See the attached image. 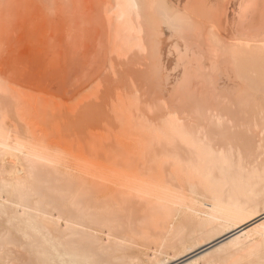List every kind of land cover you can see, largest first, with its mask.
<instances>
[{"label": "bare ground", "instance_id": "6f19581e", "mask_svg": "<svg viewBox=\"0 0 264 264\" xmlns=\"http://www.w3.org/2000/svg\"><path fill=\"white\" fill-rule=\"evenodd\" d=\"M78 1L0 0V75L3 67L30 78L50 68L53 40L85 36L82 20L93 11L105 21L90 37L101 43L106 35L107 44L101 50L104 42L93 39L90 47L97 42L104 60L119 51L137 63V84L123 91L142 120L130 108L122 112L134 142L125 145L108 136L103 105L92 116L103 133L66 160L59 151L67 141L28 130L17 100L0 94V264H174L203 248L177 264H264V0ZM64 6L71 17L60 12ZM36 24L50 30L43 28L42 47H27L21 61L24 46L5 43ZM110 35L119 36L116 44ZM5 48L11 53L4 58ZM18 73L12 82L2 74L6 88L22 84ZM43 98L37 93L32 101Z\"/></svg>", "mask_w": 264, "mask_h": 264}, {"label": "rangeland", "instance_id": "374dc122", "mask_svg": "<svg viewBox=\"0 0 264 264\" xmlns=\"http://www.w3.org/2000/svg\"><path fill=\"white\" fill-rule=\"evenodd\" d=\"M80 1H83V0H80ZM80 1H78V3ZM89 1H91V0H89ZM183 1L184 2L188 1L189 2L190 0H183ZM193 1L194 0H191L190 2H193ZM81 3H80V5H77V3H76V5L77 6H81L83 4V3L82 4ZM40 5H41V3H40ZM76 5L74 7L75 10L78 8V7L76 8ZM87 6L88 5H86L85 7H87ZM66 7L67 6H64L63 7V8H65V11L64 12H63V8H62V10L60 12L66 13V10H68V8L66 9ZM40 9H44V8H40ZM86 9L87 8H85V11H86V14H87L88 11ZM75 10L73 9L72 17H75L76 18V16H73L76 13ZM78 11H81V10L79 9V10H77V12ZM85 11H84V13H85ZM68 12L65 15L66 18L67 17H71V16H67L68 14L71 13L69 10H68ZM92 12L93 11H91V13L89 12L88 13L89 15L87 14L89 17L87 15H84L83 14V17L84 16L85 17L87 16L88 19L84 17L85 20L84 19L82 20V24H84L82 27L85 26L86 29L83 30L84 33H85V36H84V34L81 33L82 34L81 37L82 36L86 37V34H87V37L89 39H84V37H82L83 39L81 37H79L80 38L79 39L78 37H76V38H78V39H74L76 42L78 40H80V41L83 40V41H82L81 44H80V42H79V44L78 43L75 44L76 42L73 40V37H72V40L73 41L70 40L72 42H70L68 40L69 43H67V41H66V43H64L62 45L59 43V40L58 39L53 40L56 44L55 43H52V46H53L52 47V51L54 50L55 53L54 52L50 53L51 54L50 57L52 56V58H54L55 60H53V59H51L50 57L47 56V58H49V60H51V61L53 60V62H51V61L49 62L48 61V64L50 65V68H48L49 66H47V67L44 66V69H42V67H41V71L43 70L42 72L40 71V67H39V70H37V74H39L38 72L42 73V74H39L38 75L39 76V79H40V77H41V80L42 79L45 80V78H47L48 82H50V83L52 81H54V79L56 80V81H54V84L52 82V86L53 87L52 86H49V83H47V80L46 81H43L42 80V82H41V80H39V79H37V80L36 79H33L32 76H35V78L36 77L38 78V76H36L37 75L36 73H35V75L34 74L30 75L31 78L33 79L32 80L28 76L27 73L26 74L24 73V74H25V76H28L29 78L28 77H25V76H22V75H19L21 73H18L17 72L18 75H19L18 80L20 82H22V84H20L19 82L16 83V84H20V85L19 86H15V87L13 86L14 87L13 89L11 88L12 85H10L9 86L11 88L10 89V88H6L7 85H4V84H6V82H8V81L10 82V80H11L10 75H13L14 79L17 80L16 70H13V69H12L13 71L10 70V71H12V74H11V72H9V69L10 68H13V67H9V68L8 67H6V68L3 67L4 70L2 69L3 70L2 72H4V73L1 72V75H0L2 77L0 79V81L4 82L3 83L4 86H1L0 85V94L2 96H4L5 98H10V99L13 98L15 101L17 100L19 102V105H17V103H16L17 101L14 102V104H16L15 106L17 108V114L20 117H23L24 118V123H28L27 124V125H29V126H27V129L28 130H30V127L31 126L32 127L35 126L33 129L38 132L37 134L39 136H42L41 131L43 130V131H45V134L49 136L50 141L51 140L54 141V142H61L62 140H66L67 141V144L64 147L65 149L59 151L60 152V155L62 156V158L66 159V160H70V158L74 156V152L77 151V150H75L76 148H80V147H84L86 145H89V140H91V138H93L94 135H96V134L97 135H101L103 133L102 127H100V125H98V122L97 121H96L97 123H95V119L92 117L94 114H96L100 110H102V106L103 105H105L108 108V109L105 110V112H103V117L105 119V121H104L105 123L103 124V126L107 125V127L110 128L109 131H106L107 134H108V136L114 135L119 140H123L124 139L125 140V145H133L134 142L126 134L127 129H125V127L123 126L122 112L125 111V110H128L130 108L131 111L132 110L134 111V114H133V115H135L134 117L137 120L140 119L139 118L140 115L137 116L138 115L137 114V110H135L136 108L134 107V105L136 104V102L134 100H131L129 102V100H127V97H129V96L126 95L125 92L123 91L124 86H126L128 83H132L133 80H135L134 81V84H137V83H135L137 79H134L135 76H136V78H138L137 75H139V73L137 71L138 70V67H137V65H135L137 63L136 62H133L135 60H130V58H129L130 54H129V56L127 54H125V56H124V54H123V56L122 55L116 56L115 53H118L119 51L118 52H115L114 51L115 52L114 53V57L116 56V57H118V59H120V60L122 59V61H118V59H116V57L114 58L111 54H110L111 56L109 55V58L107 57L108 56L107 55L106 56L107 58L104 60L100 55H103V54H101V50L103 49L102 48L103 44H104V46L107 44V43L104 42L106 40V38H107L106 35H105L106 38H105L104 35H103L104 37H101L102 40L104 39V41H102L104 43L101 42L102 45L101 46H98V47L101 48V50H99L100 49L99 48L98 49V52H97V49H94L93 48V46L97 43V42L96 43H94V42L97 41V40H99V39L96 40V38H93V39H95V41L93 42L94 45L92 47H90V45H91L90 40L91 41L93 40L91 37H96V34L99 33L98 31L102 27V26L100 27V25H102V24H99V22L105 21L104 20L105 17L104 18L103 17L101 18L98 15L96 16V13L95 12H93V13ZM57 14H60V13L58 12ZM90 14H91L92 17H93L92 14H94L96 17L94 16L93 18H95V19H91L92 17L90 16ZM62 15H60V17H62ZM75 15H77V14H75ZM51 18L55 20V18H53V17H51ZM60 21H62V23H63V20H60ZM60 21L57 19V21H54V22H56L54 24H56V26H60L61 27V24L62 23L61 24H58V22H60ZM76 22H77V18H76ZM64 24H65L64 26H67V27H63L62 26V28L67 29L68 28L67 23H64ZM36 25L34 27L28 29V31L30 30L29 33L26 32L25 29H23L24 32L26 33L25 38L22 37V36H24V32L21 33L22 30H20L21 31L20 33H18L17 35H15V36H13L11 38V42H9V44L5 43L7 47H9V48L10 47H12V48L15 47V49H17L18 47L20 48L21 46H24V49L22 48V52H21V50L20 51H17L20 54V55L18 54L17 58L19 57V59H21V57H22V60L21 61H23V59L28 56L27 55L28 54L27 52H29V51L27 50V47H28L29 50L32 48L31 46H34V48L35 47L38 48L37 45L35 46V44H36V42L39 43L40 42L39 40H42L43 39V38L41 39V35L43 33L45 34V32H46V31L44 32L45 28L46 29L48 28L47 30H50L49 27H47L46 24L43 27H42L43 24H41V25L38 24L37 26H39V29H38V27ZM98 25H99L100 28L98 27ZM43 28H44V30H43ZM115 29H113V30H115ZM95 30L97 31L96 34H95V32H96ZM113 30H110L109 32L111 33V31L113 32ZM49 33H50V31H49ZM117 33H118V31L117 32L116 31L114 32V34L119 35ZM111 35L113 36V34H111ZM18 36L19 37L21 36V38L17 39ZM37 36H39V37H37ZM98 36H99V34H98ZM112 36H111V39L110 40L113 41L115 39L114 40V43H115V41L119 40V36L120 35L118 36V39H117V37L115 35H114L115 38H113ZM42 37H43V35H42ZM98 38H100V36ZM108 38H110V37L108 36ZM22 39H24L23 41H26L27 43L24 42V44H23ZM35 39L37 41H35ZM15 40L16 41H18V40L19 41H22L21 42L22 45H20V46L18 45V42L19 41L16 44L15 43ZM56 40H58V42ZM107 40H109V39H107ZM112 41H109L108 43L110 44V42H112ZM40 43H39V46H40ZM98 43H100V40H99ZM60 45H61V47H60ZM81 45H83L84 48ZM6 46H3V48L6 47ZM65 46H66V48H65ZM109 46L110 47L111 46L113 47L112 44H110ZM40 47H42V46H40ZM59 47H60V50H59ZM80 47H82V49ZM87 47L90 48V50L87 49L90 52H87V50H86ZM94 47H96V45ZM114 47H115L114 49H116V50H117V48H119V49L123 48L124 49V47H121V48L119 46H114ZM55 48L60 51V54H58L59 51H57ZM15 49H13V50L15 51ZM25 49L27 51L24 53L23 50H25ZM83 49H85V50H83ZM39 50H40V48H39ZM39 50H37V52ZM44 50H45V48H44ZM5 51H6V48H5ZM40 51L42 52V49ZM99 51H100V53H99ZM9 52L11 53V49H10ZM9 52L7 50L6 53H4V58L7 57L5 55L6 54L8 55ZM84 52H85V54H84ZM118 54H120V53H118ZM12 55L14 56L15 53L12 54ZM21 55H23V56H21ZM53 55L56 56V57H54ZM8 56H10V55H8ZM126 56L129 59L128 58H125ZM65 57H66V62L67 63L68 62H71V63H69L70 65H72V63H73V65H74V66L72 65L73 67L72 66L70 67L69 64H67L68 66L66 65L68 68L65 66L66 63H64V61H62V60H64ZM72 57L75 58V60L72 59ZM111 57H113V58L111 59ZM120 57H122V58H120ZM17 58H16V60H17ZM104 58H105V55H104ZM2 59H3V57H2ZM60 59H62V60H60ZM125 59H127V61ZM132 59H133V57H132ZM77 60H78V62H77ZM17 61H20V60H17ZM61 61L63 63H60ZM132 62L134 64H132ZM18 63H20V62H18ZM56 63H58V65ZM76 63H81V66L79 64H76ZM83 63H84V66L83 67H85V69H83V67H82ZM61 64H62V66L60 67ZM116 64H118L119 66H121V68L118 65H116ZM45 65H47V63H45ZM51 65H53L54 68L53 67L51 68ZM77 65H79V66H77ZM112 65L115 67V69L116 68L118 70L120 69V72L119 71L117 72V69L116 70L113 69L114 67ZM131 65H135V66H132L135 69L134 68H131ZM75 66H77V67H75ZM81 67H82V69H81ZM109 67H111L110 70H109ZM71 68L73 69V71H71L72 70ZM74 68H75L76 72H74L75 71ZM47 69H49V70H47ZM53 69H54V72H53ZM78 69H80V70L77 71ZM128 69L129 70L131 69V72L132 73ZM17 70H18V68H17ZM44 70H45L46 73L44 72ZM69 70L72 73H69L70 72ZM126 70H127V74H126ZM50 71H51V73H50ZM62 71H64L65 74ZM121 71H123V72H121ZM68 73H69V75H68ZM122 73H125V74H123V77L121 76ZM129 73H131V76H133L132 79H131L130 75L128 76ZM135 73H138V74H135ZM2 74H3V76L5 75V77L9 76L8 77L9 79L6 78V79H8V81L5 80V77H3ZM46 74H47V76H46ZM60 75H63V76L60 77ZM71 75H72V77H71ZM114 75H115L116 78L118 77L119 79L117 78L118 79L117 80L115 77H113ZM124 76H128L129 82H128V78L125 79ZM57 77H58L59 80L57 79ZM61 78L63 80L65 78L64 82L66 80H67V82L64 83L61 80ZM67 78H69V79H67ZM112 78L115 79L114 82H113V79ZM103 79L104 80L106 79V80L103 81ZM108 79H109V81H107ZM99 80H100L99 83L101 85L98 83ZM11 82H12V80H11ZM60 82H62V83H60ZM104 82L105 83L107 82V85H108V88H106L107 90L105 89L106 91L103 94H101L98 98L92 99L93 93L97 89V87H99V86H102V87L106 86ZM43 83H45L46 85L48 84V86L51 87V88L46 89L47 87H45L44 86L45 84L43 85ZM56 84L59 85V86H57ZM61 84H63V85L60 86ZM98 84H99V86H98ZM63 87H65V88H63ZM14 89L15 90L18 89V90L15 91ZM52 90H54V91H52ZM76 91H78V92L76 93ZM37 93H39L42 96H44V98L43 99H38V100L32 101L33 100V97ZM70 95H72V96H70ZM73 96H74V98H73ZM53 98H55V100L61 102V103L58 102L59 103V107H57V105H58L57 104V101H56V104L57 105L55 107V104H54L55 103V100ZM120 100L123 101V102H125V103H122V104L116 103V102H119ZM64 104L66 106H64ZM0 109H1V107H0ZM7 113H8V110L7 109L3 110V116L4 117L7 116ZM7 119H8L9 122H12V119H9V118H7ZM82 119H83V121H82ZM140 120H142V118ZM86 121H88L89 123L87 124ZM92 122L95 123V124H93ZM118 126H119V128H118ZM130 129H131V127L128 128V130H130ZM107 134H105V135H107ZM91 152H92L91 149H86L84 151V153H91ZM176 171H177V173H179V170H176ZM189 181L192 182V179H189ZM193 181H194L195 184L200 183V181L198 179L193 180ZM100 237H102V235H100ZM205 249H207V248H203L200 252L204 251ZM200 252L194 253V254L188 256L187 258H185V259H183V260H181L179 262H183V261H186L188 259H192L197 254H199ZM179 262H177V263H179ZM177 263H174V264H177Z\"/></svg>", "mask_w": 264, "mask_h": 264}]
</instances>
